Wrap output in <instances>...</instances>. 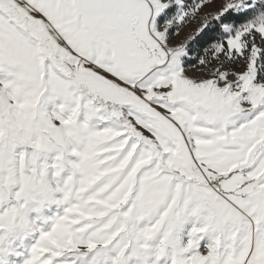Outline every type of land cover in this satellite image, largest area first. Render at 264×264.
<instances>
[{
    "label": "snow or ice",
    "instance_id": "1",
    "mask_svg": "<svg viewBox=\"0 0 264 264\" xmlns=\"http://www.w3.org/2000/svg\"><path fill=\"white\" fill-rule=\"evenodd\" d=\"M0 264H264V0H0Z\"/></svg>",
    "mask_w": 264,
    "mask_h": 264
}]
</instances>
